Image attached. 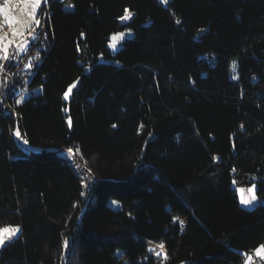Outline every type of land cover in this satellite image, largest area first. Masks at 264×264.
I'll list each match as a JSON object with an SVG mask.
<instances>
[{
	"label": "trees",
	"instance_id": "obj_1",
	"mask_svg": "<svg viewBox=\"0 0 264 264\" xmlns=\"http://www.w3.org/2000/svg\"><path fill=\"white\" fill-rule=\"evenodd\" d=\"M43 10L32 91L0 96V228L21 227L0 264H245L264 243V0ZM233 180L262 201L240 205Z\"/></svg>",
	"mask_w": 264,
	"mask_h": 264
},
{
	"label": "rangeland",
	"instance_id": "obj_2",
	"mask_svg": "<svg viewBox=\"0 0 264 264\" xmlns=\"http://www.w3.org/2000/svg\"><path fill=\"white\" fill-rule=\"evenodd\" d=\"M45 1L46 0H41L40 7L42 6V4ZM0 8L6 9L7 14L11 17H14L18 21L14 25L9 26L7 24V21L5 19L4 14L0 13V36H6L5 42H7V40H13L14 43L10 47H15L18 51H22L18 48V45L25 44V43L27 44L28 40L33 37V35H28V33L32 32L34 30V34H35V32L37 30V25L34 23V20L30 15V13L32 12L31 0H0ZM39 9H37V12H36V17H35L36 19H37V14H38ZM127 10L131 14V11L129 9H127ZM124 15H125V13L121 17H123ZM121 17L119 20H120V22L124 23L130 19L131 15L129 16L128 19H121ZM14 29L18 32L24 33V35L13 37L12 32ZM120 34H123V35L121 36ZM131 34H132V30H130V29L119 30V31L113 32L110 36V39L108 42V47L112 51H116L119 48V46L121 45L122 40L125 37L130 36ZM113 45H114V47H113ZM77 83H78V81H75L73 84H75V86H76ZM73 84H71V85H73ZM68 88H67V90H68ZM67 90L65 92H67ZM70 94H71V92L68 94L67 98H65V96H64V98L68 99ZM26 96H28V94H24L20 98L19 101L23 100ZM16 129H19V131L21 133V136L19 138H17L14 135V131ZM13 137L15 138L18 145L21 146L24 150H26L28 152L29 151H36V150H39L41 148L40 145L30 143L29 141L27 144H25L23 141L27 140V139L24 137V135L22 134V132L18 126H16L13 129ZM66 153L69 154L68 149L66 150ZM72 153H73V151H72ZM71 154H69V155H71ZM253 185L255 186V190H256L255 183L245 184V183L238 182L237 180H233V187L236 189V191L238 193V199H239L240 205H242L244 207H252L256 203H258L259 201H262V199L256 193L257 200L253 201L251 204L244 205L240 202L241 195H243L245 198L250 196V193L247 191V189H249ZM241 189H244L243 193L240 191ZM17 226L19 227V232H17L16 235L13 236L10 240H7L5 242V244L12 241L16 236H18V234L21 231V227H20V225H7V226L1 227V228H15ZM159 252H161V250L156 248L155 253L157 254Z\"/></svg>",
	"mask_w": 264,
	"mask_h": 264
},
{
	"label": "built area",
	"instance_id": "obj_3",
	"mask_svg": "<svg viewBox=\"0 0 264 264\" xmlns=\"http://www.w3.org/2000/svg\"><path fill=\"white\" fill-rule=\"evenodd\" d=\"M46 22L47 11L43 10L35 38L28 40L26 50L18 51L15 47H10L8 60L0 56V96H3L5 101L11 97L19 101L24 94L32 91L30 81L41 62L42 52L48 47ZM214 60L215 58H211V62ZM4 106L7 107L6 104ZM250 264H262L261 258L256 257Z\"/></svg>",
	"mask_w": 264,
	"mask_h": 264
},
{
	"label": "snow or ice",
	"instance_id": "obj_4",
	"mask_svg": "<svg viewBox=\"0 0 264 264\" xmlns=\"http://www.w3.org/2000/svg\"><path fill=\"white\" fill-rule=\"evenodd\" d=\"M40 5H41V0H31L32 12L30 13V15L33 18L34 23L37 26L40 25V21H39V19H36L35 17H36L37 9L40 8ZM0 13L4 14L5 19L7 21V24L9 26H12L18 22L14 17H11L7 14L6 9L0 8ZM130 15L131 14L128 12V10H125V15L123 17H121V19H128ZM177 23H179V21H177ZM22 35H24V33L18 32L15 29L12 32L13 37L22 36ZM28 35H33V38H35L34 30L32 32H29ZM120 35L122 36L123 34H120ZM5 40H6V36H0V56H2V58L4 60H8V58L10 56V46L14 43V41L13 40H7V42H5ZM113 47H114V45H113ZM18 48L22 51L26 50V43L18 45ZM233 67H235V65ZM73 87H75V84L69 86L67 92L64 93L65 98L68 97V94L72 91ZM20 102L21 101H17V103H20ZM69 125H71L70 120H69ZM14 135L17 138H19L21 136L19 129H16L14 131ZM23 142L25 144H27L28 140H24ZM72 151L73 150L71 148L68 149L69 154H71ZM77 167H79V165H77ZM240 191L243 193L244 189H241ZM247 191L250 193V196L245 198L243 195H241V198H240V202L244 205H249L253 201L257 200L256 190H255L254 185L252 187H250L249 189H247ZM17 232H19L18 226L15 228H0V247L5 246V242L7 240H10L13 236H15ZM64 244H65V247H67L68 242L65 241ZM160 248H161V250H163V245H160ZM150 251H152V250L150 249ZM157 255L162 256L163 260H167V254L164 253L163 251L157 253ZM256 255L260 256L261 258H264V245H262L259 249L256 250ZM250 262H251V257L249 256L247 258L246 264H250Z\"/></svg>",
	"mask_w": 264,
	"mask_h": 264
},
{
	"label": "crops",
	"instance_id": "obj_5",
	"mask_svg": "<svg viewBox=\"0 0 264 264\" xmlns=\"http://www.w3.org/2000/svg\"><path fill=\"white\" fill-rule=\"evenodd\" d=\"M262 245H264V243H262L260 246H258L257 248H255L254 250H252L251 252H249L246 257H245V264H246V261H247V258L250 256L251 257V262L253 261V259H255L256 257H259L261 258L260 256H257L256 255V250L259 249ZM261 261H262V264H264V258H261ZM250 262V263H251Z\"/></svg>",
	"mask_w": 264,
	"mask_h": 264
},
{
	"label": "clouds",
	"instance_id": "obj_6",
	"mask_svg": "<svg viewBox=\"0 0 264 264\" xmlns=\"http://www.w3.org/2000/svg\"><path fill=\"white\" fill-rule=\"evenodd\" d=\"M71 163H72L73 166H74V163H75L74 159H71ZM74 167H76V166H74Z\"/></svg>",
	"mask_w": 264,
	"mask_h": 264
}]
</instances>
